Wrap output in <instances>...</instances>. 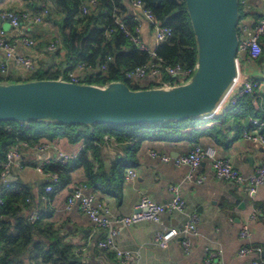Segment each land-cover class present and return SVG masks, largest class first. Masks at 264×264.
Segmentation results:
<instances>
[{
  "label": "crops",
  "instance_id": "1",
  "mask_svg": "<svg viewBox=\"0 0 264 264\" xmlns=\"http://www.w3.org/2000/svg\"><path fill=\"white\" fill-rule=\"evenodd\" d=\"M118 3L123 9L119 13L121 20L124 19L127 26L129 25L126 19H129L133 26L138 24L142 42L148 49H155L156 45L149 25L139 19V13L129 7L127 0H118ZM241 8L242 15H239L236 33L239 36L242 35L240 26H243L245 34L250 35L254 27V19L264 12V0H248L247 4ZM39 9L32 10L23 0H0V12L29 10L40 13ZM97 10L98 5L91 13ZM51 15V11L48 10L41 24L24 28L36 43L33 49H20L19 52L24 54L37 52L52 41L60 44L56 37L49 38L53 29L46 26V23ZM0 29L8 31V23L0 20ZM260 44L262 53L258 58L248 60L245 55H239L238 64L240 71L241 64L248 65V72H242L244 76L264 81V59L261 60L264 53V38ZM62 52L63 54L49 53L39 60V69L33 75L39 71H50L56 72L57 77L58 71L66 66L64 65L66 50L63 47ZM1 58L0 55V60ZM32 76L26 78L29 79ZM6 77L27 80L21 78L20 70L11 63ZM0 78H2L1 75ZM162 80L163 82L171 81L165 75ZM152 81L153 78L148 76L134 85L140 87L136 90L148 89L150 87L147 86L152 84ZM92 84L103 87L108 83ZM251 119L264 121V86L260 88L257 98L242 95L234 107L225 108L215 117L190 119L187 120L190 123L172 125L171 129L167 126L160 127L162 130L153 128L147 131L149 135L146 134L145 139H141L138 135L140 132L136 130L115 129L112 132H95L94 128H91L85 132V129L80 127L77 128V132L60 135L58 142L44 137L34 142L29 141L31 144L55 145L63 153L78 156L84 146H87L86 140L92 139L89 143L96 147L97 152L94 158L96 160L94 161L90 152H88V158L95 165L93 168L102 171L105 175H109L114 170L113 180L108 183V189L104 191L94 190L86 185L100 202L108 206L113 216L130 214L134 204L142 195L156 203H165L172 197L169 187L172 185L177 187L179 196L185 204L183 213L174 216L163 215L160 223L142 222L121 228L115 243L119 249L130 253L127 259L119 258L113 251L99 249L96 246L97 241L103 237L104 231L93 227L84 214L76 210L69 212L63 210L70 190L78 182L86 183L82 167L69 172L65 186L57 191L52 190L49 194L44 191L47 182L42 176L31 169L20 173L19 180L29 186L33 197H30V205L24 209L23 214L26 217V211L30 208L40 210L43 217L40 224H52L58 239L68 246L72 255L76 248L84 247L85 255L76 257L80 264H204L206 259H217L222 264H250L253 260H264V182L254 190H250L248 187L217 178L208 160L202 162L196 174L204 177L203 182L201 184L186 182L184 177L188 168L176 166L173 163L175 157L187 153L193 145L211 146L215 149L217 158L228 159L232 168L243 176L251 174L264 162L262 147L242 137V132L255 128L251 124ZM168 129L170 131H165ZM259 130L264 132V126ZM83 131L86 136H82ZM89 134L92 136L89 137ZM119 134L126 136L118 137ZM73 139L74 145L71 144ZM131 141L132 144H130ZM149 150L155 151L157 156L151 157ZM55 156V152L49 149L45 152H25L22 159L26 165L33 166L45 159L53 161ZM161 156H168L169 159L164 161ZM126 168H132L135 171L134 180L124 179ZM58 177L60 179L59 175ZM41 196L46 197L48 202L44 203ZM192 215L196 216L198 235L190 238L187 249L182 247L178 238L169 241L165 247L154 243L153 235L157 231L175 227ZM243 226H246L249 232L246 238L239 236ZM241 248L248 250L243 256L238 255ZM217 249H221L220 255H216ZM23 264L36 263L26 260Z\"/></svg>",
  "mask_w": 264,
  "mask_h": 264
},
{
  "label": "built area",
  "instance_id": "2",
  "mask_svg": "<svg viewBox=\"0 0 264 264\" xmlns=\"http://www.w3.org/2000/svg\"><path fill=\"white\" fill-rule=\"evenodd\" d=\"M80 2V16L88 14L96 8L97 0H78ZM248 0H238V6H244ZM129 7L139 13V19L149 25L155 45H159L169 40L172 36V28L163 25L156 19L150 9H148L141 0H127ZM48 10L43 9L40 13H35L29 10H3L0 12V20L7 22L9 30L0 29V75L7 78L8 66H12L20 70L22 79L32 76L39 69V60L46 57L47 54L58 53L63 54L62 47L57 41L47 43L43 49L30 54L19 52L20 49H33L36 41L30 37L24 30L25 27L39 25L42 23ZM114 27L103 31L104 38L108 40L111 35L117 30L120 31L130 43L140 51L148 53L149 60L141 66L124 73V77L130 82H140L148 76L153 78L152 84L154 88H171L178 85H183L189 81L195 70L193 67H184L181 64H165L158 58L154 49L148 47L142 42L139 35V25H134L129 29L125 22L121 20L119 13L112 14ZM254 27L250 35L245 34V28L240 26L242 35H237V49L235 55V75L233 76L229 86L221 96L220 100L213 110L206 114L205 117L212 118L221 114L225 108L234 107L237 100L242 95H248L253 98L258 97L261 87L264 86V81L244 76L240 71L238 64L239 55H245L248 60H255L262 53L261 40L264 38V12L259 17L254 19ZM238 27V23L237 26ZM110 58L107 57V60ZM105 65H99L98 72L105 71ZM93 69L88 67L84 62L78 61L71 67H64L58 71L55 80L67 81L75 84L84 83L85 78L93 73ZM167 76L173 81H183L185 83L168 85L164 84L162 78ZM151 89V88H148ZM251 124L255 127L249 131L242 132V137L262 147L264 156V132L260 131V127L264 126V121L251 119ZM132 144V141L130 142ZM55 152V159L50 161L45 159L35 165H26L22 159L25 152L37 153L47 150ZM151 157H156L155 151L149 150ZM76 155L63 153L57 149L55 145L45 143L31 144L28 141L17 140L10 145L6 151L5 158L0 162V193L1 190L8 187L16 175L26 171L33 170L36 174L43 177L47 182L44 191L46 194L51 193L53 188L58 184L59 177L57 172L45 171V168L52 163L66 164L68 161L76 159ZM161 159L167 161L168 156H161ZM208 160L214 175L217 178L224 179L233 184L248 187L254 190L258 185L264 182V162L258 165L254 171L246 176L240 174L232 168L228 159H220L216 157V151L213 147H201L193 145L185 154L178 155L173 159L176 166H184L188 168V172L184 177L186 182H195L201 184L204 177L196 175L199 172V167L203 161ZM95 168V165H94ZM136 177V173L132 168H126L124 179L132 181ZM172 197L165 203H156L149 197L142 195L133 206V211L128 215L113 216L105 203L100 202L96 195L92 193L85 182H78L68 193L63 210L66 212L76 210L84 214L93 227L104 231V235L96 243L99 249L113 251L116 256L122 259H127L130 256L128 251L119 249L115 243V238L120 234L121 228L130 227L137 223H160L163 215H177L184 212L185 204L179 196L178 189L172 185L169 187ZM44 203L48 200L41 196ZM0 198V204H1ZM40 210L30 208L26 211V219L29 223H36L41 219ZM252 218V216H251ZM198 235L196 227V216H189L188 219L176 225L168 227L163 231H157L153 235V241L160 247H165L166 244L175 239H180V243L184 249L190 245V238ZM249 235L246 226L240 230L239 236L246 238ZM248 252L247 249L241 248L238 251L239 256H243ZM216 255L221 254V249L216 250ZM75 257H83L85 248L78 247L73 251ZM204 264H222L217 259H206ZM250 264H264V260H253Z\"/></svg>",
  "mask_w": 264,
  "mask_h": 264
},
{
  "label": "trees",
  "instance_id": "3",
  "mask_svg": "<svg viewBox=\"0 0 264 264\" xmlns=\"http://www.w3.org/2000/svg\"><path fill=\"white\" fill-rule=\"evenodd\" d=\"M23 1L26 2L27 7L34 9V11L38 8H40L39 11L50 10L49 4L58 8L62 15V34L59 41L66 50L64 65L71 67L74 63L82 61L93 69L94 72L84 80L87 84H92L94 80H102V85L112 81H122L127 85L130 81L124 77V73L149 60L147 52L134 47L118 30L108 40L104 38L103 31L114 27L113 12L120 13L123 10L118 0H97L98 10L94 13L90 11L84 16H80V2L78 0ZM141 1L152 11L158 21L172 28V36L169 40L155 47L156 56L165 64L178 63L184 67H193L196 61V43L183 0ZM239 7L241 6L239 5ZM126 20L129 25L127 27L132 29L131 21ZM107 57L110 59L107 60ZM263 59L264 53L261 60ZM102 64L106 67L105 71L98 72L97 68ZM55 78L56 72L39 71L27 80H12L11 78H0V80L6 81L5 83H18ZM34 121V124H42V132L32 134L30 129L25 127L24 122H0V162L4 160L8 147L17 140L28 142L33 140L32 142H34L41 137L52 138L56 134H70L74 128L83 127L85 132H88V129L100 125H67L46 119ZM165 123L168 122L141 125L165 128ZM49 129L52 130L53 134L48 135L46 133V130ZM85 132L81 133L82 136H86ZM119 135L118 137L126 136L125 134ZM127 135L131 136V134ZM91 136L89 134V137ZM69 138L71 139V136ZM90 140L92 139L86 140L87 146H84L76 159L70 160L64 165L52 163L45 168V171L57 172L60 176L59 183L53 188L54 191L65 186L68 182L69 172L77 167H82L86 184L91 188L101 191L108 189L107 185L113 180L114 170L109 175H105L102 171L93 168L94 164L89 160L88 152L94 159L97 151L96 147L89 143ZM18 177L19 174L0 193L2 202L0 204V264H23L26 260L36 264H80V261L69 252L68 246L58 239V234L53 230L52 224H40L43 217L36 223L27 221L23 212L29 207L30 199L33 197L29 186L20 181Z\"/></svg>",
  "mask_w": 264,
  "mask_h": 264
},
{
  "label": "water",
  "instance_id": "4",
  "mask_svg": "<svg viewBox=\"0 0 264 264\" xmlns=\"http://www.w3.org/2000/svg\"><path fill=\"white\" fill-rule=\"evenodd\" d=\"M183 2L196 43L195 70L187 83L138 90L122 81L103 87L55 79L0 83V122L125 127L205 117L235 75L238 0Z\"/></svg>",
  "mask_w": 264,
  "mask_h": 264
},
{
  "label": "rangeland",
  "instance_id": "5",
  "mask_svg": "<svg viewBox=\"0 0 264 264\" xmlns=\"http://www.w3.org/2000/svg\"><path fill=\"white\" fill-rule=\"evenodd\" d=\"M50 8V11L52 13L48 23H46V26H48L49 28L53 29L51 32V36H49V38H52L53 36L56 37L58 40H61V34H62V30H61V12L58 10V8L52 4H49L48 6ZM238 15H242V8L239 7V10H238ZM67 30V29H66ZM248 65H243L241 64V72L245 73V72H248ZM2 79H6L4 77H2ZM12 80H18L17 78H11ZM28 79V78H26ZM30 79V78H29ZM188 79L186 80H183V81H166L164 84H168V85H175V84H182V83H185ZM6 81H1L0 80V83H5ZM93 83L95 84H98V85H102L103 84V81L102 80H94L92 81ZM85 83V82H84ZM135 83L134 82H128L127 83V86L130 88V89H137V88H140L136 85H134ZM147 87H150V88H154L155 85L154 84H150L148 85ZM198 122H201V121H198ZM35 121H28V122H24L25 126L28 127L30 129V131L32 132V134H36V133H40L42 132L43 128H42V124L39 125V123L37 124H34ZM190 123L189 121H184V122H168V123H165L166 126L168 128H170L172 125H185V124H188ZM148 127V128H147ZM154 126L152 125H131V126H125V127H110L108 125H103V124H100V125H96V127H94V131L95 132H112L114 131V129H121V130H127V131H137L138 133L142 131V133H139V137L141 139H145L146 137V134L148 130L150 129H153ZM162 130V128H159ZM171 129V128H170ZM170 129L168 130H165V131H170ZM78 129L74 128L73 131L77 132ZM46 133L48 135H51L53 134L52 130L49 129V130H46ZM61 134H56L54 137L50 138L52 139V141H56L58 142L59 141V136ZM149 135V134H148ZM44 138H47V137H44ZM75 140L73 139L71 144L74 145ZM144 145V144H143Z\"/></svg>",
  "mask_w": 264,
  "mask_h": 264
}]
</instances>
